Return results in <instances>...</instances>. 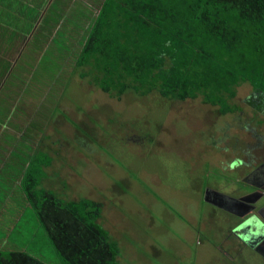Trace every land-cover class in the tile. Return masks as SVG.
Segmentation results:
<instances>
[{"label": "rangeland", "instance_id": "1", "mask_svg": "<svg viewBox=\"0 0 264 264\" xmlns=\"http://www.w3.org/2000/svg\"><path fill=\"white\" fill-rule=\"evenodd\" d=\"M101 1L0 0V22L15 31L4 42L5 28L0 29V84L7 68L20 65L14 77H6L14 83H5L0 107L16 108L14 135L27 134L24 141L34 147L44 133L52 144L36 156H50L53 166L42 186L64 200L102 201L100 224L118 245L120 264H264L258 253L234 241L228 222H236L228 211L206 200L212 189L240 196L249 188L241 181L249 165L264 163L263 104L255 110L249 84L236 99L240 112L225 116L193 100L101 94L75 67L79 42ZM28 40L39 46V56L22 48ZM23 68L35 72L33 80L40 76L37 84L16 82L31 75L19 72ZM69 75L74 77L62 95ZM20 160L3 163L0 199L6 193L4 208L13 209L0 215V249L42 253L47 263L59 264L15 185Z\"/></svg>", "mask_w": 264, "mask_h": 264}, {"label": "trees", "instance_id": "2", "mask_svg": "<svg viewBox=\"0 0 264 264\" xmlns=\"http://www.w3.org/2000/svg\"><path fill=\"white\" fill-rule=\"evenodd\" d=\"M89 20L75 67L101 94L193 100L219 116L240 112L245 85L264 100V0H102ZM14 34L5 28L1 38ZM49 157L28 164L19 192L58 263L120 264L118 245L100 224L103 202L64 200L42 186ZM43 255L0 249V264H49Z\"/></svg>", "mask_w": 264, "mask_h": 264}, {"label": "crops", "instance_id": "3", "mask_svg": "<svg viewBox=\"0 0 264 264\" xmlns=\"http://www.w3.org/2000/svg\"><path fill=\"white\" fill-rule=\"evenodd\" d=\"M47 7V6H46ZM47 9H48V12H49V8L47 7ZM51 11V10H50ZM60 11L58 12V16H60ZM51 15L53 16V17H55V15L56 14H52L51 13ZM46 15H44V17H43V20H47V18L45 17ZM47 16H48V14H47ZM49 16H50V12H49ZM42 20V21H43ZM34 30V29H33ZM35 31V30H34ZM32 32V31H31ZM33 35V33L31 34V36ZM32 38H33V36H32ZM31 39V38H30ZM27 40V39H26ZM24 50H28L29 48H31V50L33 51V52H35V55H37V56H39V53H38V50H39V46L38 45H33V44H31V41L30 40H28V42H26L24 45H23V47H22ZM30 63L32 64V65H36L37 63H35V62H33V61H30ZM41 63V62H40ZM42 63H44V62H42ZM14 67H16V68H20V65H19V67H18V62L16 61V64L15 63H13L9 68H7V75H5V77H4V79H3V82L0 84V92L2 91V89L4 88V86L6 85V84H11V83H14L13 81L12 82H10V80L8 79V80H6V77H11V76H15V74L13 73L14 72ZM14 69V70H13ZM19 72H21V73H27V75H28V73L29 74H31L30 76L28 75V77H26L27 79H26V81L25 82H23V79L24 78H22V79H18V80H16V82H20V83H23V84H25V85H28V84H30V83H35V84H37L36 82H34V81H39V77L40 76H37L36 77V79L35 80H33L32 78V74H34L35 72L34 71H30V70H28V69H25V68H23V69H21V70H19ZM17 74V73H16ZM32 77V78H31ZM6 83V84H5ZM3 92V91H2ZM1 92V93H2ZM0 93V94H1ZM5 104V103H4ZM1 105H3V104H1ZM7 111H9L10 113H6ZM9 114V115H8ZM8 115V116H7ZM50 117V116H49ZM18 119H20L18 116H17V113H16V108H13V109H10V110H8L7 108H2V107H0V177L2 176V175H4L3 174V170L6 168V166H3V163L4 162H10L11 161V158H12V161H14V160H16V159H21L20 160V163L18 164V165H20L19 166V168L17 169V172H16V174H17V176H16V178H15V181H16V183H15V185H17V186H19V182L23 179V177H24V172H25V170H26V168H27V166H28V164L33 160V159H38L36 156H38V152H39V150L41 149V148H45V146H46V143H49L50 145H52L51 143H50V141H48V140H46L45 138H43L42 137V139H43V143H40L39 141H37L36 143H35V146L33 147L32 145H30V143L28 144V143H26L25 141H24V139H25V136H27V134H25V136H24V134H22L21 133V135L20 136H16V135H14L13 134V132H11V129L12 128H14V127H16L15 129H17L18 128V126L15 124V122L18 120ZM47 123H48V121L47 122H45L44 124H42V125H40L39 126V128L40 127H42V128H45L46 126H47ZM13 125H15V126H13ZM29 127L28 126H26L25 128H24V131L26 132L27 131V129H28ZM27 137H30V136H27ZM49 148V147H48ZM50 149H51V146H50ZM48 156V155H47ZM18 157V158H17ZM14 158H16V159H14ZM50 164V163H49ZM11 165H13V162H11ZM17 165V166H18ZM17 166H16V168H17ZM48 166V165H47ZM15 168V169H16ZM50 168H52V167H45V169H44V172H45V174L46 175H50L51 174V169ZM7 175V178H11V174H6ZM10 181V179L9 180H6V181H3L2 182V184L3 185H8V183L7 182H9ZM12 187V186H11ZM213 190V189H212ZM216 191V190H215ZM217 192H219V191H217ZM222 193V192H221ZM3 199H0V205H1V208H0V215L2 214V213H4V212H10V209L12 210L13 209V207H8L7 209H5L4 208V206H7L6 204H4V199L5 198H7V194L5 193V194H3ZM24 205V204H23ZM264 212V211H263ZM237 225V224H236ZM228 226H229V229H230V234H232V235H234L235 233H237L238 231H237V227H239V225L238 226H235V224H229V222H228ZM237 228V229H236ZM234 233V234H233ZM3 235H6V234H3ZM231 235V236H232ZM238 239V241H242V243H243V238H240L239 236H236L235 238H234V241H235V239Z\"/></svg>", "mask_w": 264, "mask_h": 264}, {"label": "flooded vegetation", "instance_id": "4", "mask_svg": "<svg viewBox=\"0 0 264 264\" xmlns=\"http://www.w3.org/2000/svg\"><path fill=\"white\" fill-rule=\"evenodd\" d=\"M254 102V108L262 103L264 106V100H261L257 97H251ZM263 106H261L262 112L264 111ZM247 163H244V165ZM243 167H247L244 166ZM248 165V164H247ZM251 168L247 174L243 175L241 181L246 184L249 188L244 190L238 197L242 198L244 196L250 195V197L246 201H242V203H236L234 201H228L227 199H218L216 195L209 194V200L214 201L215 203L221 204L228 208V214L233 217L234 222H238L235 226L237 227V233H235L240 238H243V243L250 248L251 251H255L257 247L260 251L258 253L264 259V240L261 237H264V202L261 201L264 196V163L259 164L258 166L249 165ZM221 200L224 201L221 202ZM264 200V199H263ZM240 223V224H239ZM232 224V223H231ZM261 239L262 243H259Z\"/></svg>", "mask_w": 264, "mask_h": 264}, {"label": "water", "instance_id": "5", "mask_svg": "<svg viewBox=\"0 0 264 264\" xmlns=\"http://www.w3.org/2000/svg\"><path fill=\"white\" fill-rule=\"evenodd\" d=\"M209 194L216 195V197H217L218 199H227L228 201L230 200V201H234V202H236V203H242V201H246V200L250 197V195H248V196H244V197H242V198H236V199H234V198H232V197H229V196L226 195V194H223V193H221V192H217V191H215V190H210V191H208L207 194H206V200H207L209 203L214 204V205L218 206L219 208H223V209L226 210V211H228V208H226L225 206H223V205H221V204H218V203H215V202L212 201V200H209ZM221 202L224 203L223 200H221ZM261 239L264 240V237H261ZM261 239H260L259 243H262V242H261ZM263 242H264V241H263ZM257 247L260 248V246H257ZM257 247L255 248L256 252L260 251Z\"/></svg>", "mask_w": 264, "mask_h": 264}]
</instances>
